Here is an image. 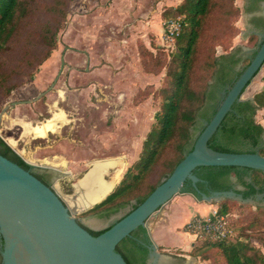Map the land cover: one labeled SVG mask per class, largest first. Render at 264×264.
Returning <instances> with one entry per match:
<instances>
[{
    "label": "rangeland",
    "instance_id": "obj_1",
    "mask_svg": "<svg viewBox=\"0 0 264 264\" xmlns=\"http://www.w3.org/2000/svg\"><path fill=\"white\" fill-rule=\"evenodd\" d=\"M50 1L42 0L40 4ZM180 1L70 0L57 48L34 70L32 80L13 89L8 97L0 96V134L23 156L25 133H33L29 131L33 126L57 120V129L48 133L62 129L82 132L80 152L75 158L61 159L51 153L32 158V163L38 166L57 168L54 184L62 194L71 193L72 183L98 158H120L118 165L106 174L112 181L122 170L115 188L139 157L160 108L162 97L158 89L165 73V69L159 72L144 69L140 47L146 45L153 51L156 44L173 47L172 39L165 34L163 11ZM236 3L242 9L236 21L239 29L227 42L231 45L228 51L218 46L220 59L227 53L239 55L246 40V0ZM34 36L37 40V33ZM24 44L18 45L12 59L21 57ZM263 75L264 66L244 91L243 99L253 98L264 88ZM57 114L60 119H56ZM255 118L264 125V108L257 109ZM261 143L264 145V134ZM195 206L169 202L148 221L157 242L156 230L169 238V245L158 243L160 252L165 254V258L159 259L160 264L221 263L218 248L205 243L209 235L202 233L191 238L188 223L196 216H207L206 210L199 208L200 213ZM90 210L78 216L92 218L98 227L106 225L108 216ZM245 215L237 205L226 215L228 235L232 239L249 238L264 251V243L255 237L261 231L259 225L250 224ZM186 245L188 250L182 249ZM194 246L196 252L191 254Z\"/></svg>",
    "mask_w": 264,
    "mask_h": 264
},
{
    "label": "water",
    "instance_id": "obj_2",
    "mask_svg": "<svg viewBox=\"0 0 264 264\" xmlns=\"http://www.w3.org/2000/svg\"><path fill=\"white\" fill-rule=\"evenodd\" d=\"M263 66L264 0H246V40L237 60L221 65L189 151L145 199L140 203L133 200L138 203L136 207L129 205L102 227L78 214L111 193L114 185L102 194V182L112 179L106 174L120 158L93 160L72 183L73 191L62 194L55 184L50 186L29 169L31 164L38 166L32 158L43 153L75 158L82 132L25 133L23 160L0 153V264H131L118 246L127 243L132 232L141 234L143 226L152 241L148 264H160L165 254L158 250L160 245L148 221L169 202L198 205L204 210L244 205L264 213V155L258 151H222L208 143ZM90 229L101 232L94 235Z\"/></svg>",
    "mask_w": 264,
    "mask_h": 264
},
{
    "label": "trees",
    "instance_id": "obj_3",
    "mask_svg": "<svg viewBox=\"0 0 264 264\" xmlns=\"http://www.w3.org/2000/svg\"><path fill=\"white\" fill-rule=\"evenodd\" d=\"M41 1L0 0L2 98L8 97L26 80H32L34 70L58 46L59 31L67 22L70 0H51L40 4ZM241 11L236 0H181L177 5L164 9V29L170 19H176L180 24L172 35L173 47L156 44V51L146 45L140 47L146 71L165 69L162 85L158 89L162 97L160 108L155 113V121L144 139L139 157L128 167L111 193L90 211L110 212L128 204L136 207L184 158L193 136L192 127L219 70L218 46L228 51L231 45L227 42L238 32L236 21ZM35 33L37 40L34 39ZM21 42L26 44L21 47V57L12 59ZM258 108H264V88L253 98L240 99L233 104L210 138L209 145L222 151H258L264 155L261 143L264 125L255 118ZM0 153L10 159H24L1 134ZM32 167L31 164L29 169L32 170ZM234 206H220L217 214L227 215ZM237 206L244 210L250 224L259 225L261 231L255 237L264 243V213L244 205ZM90 231L94 235L101 232ZM145 242L150 243L151 238L143 226L141 234L132 232L128 242L118 248L131 264H146L148 247ZM205 243L218 248L222 258L219 264H264V251L249 238L208 236ZM195 252L194 246L190 253Z\"/></svg>",
    "mask_w": 264,
    "mask_h": 264
},
{
    "label": "built area",
    "instance_id": "obj_4",
    "mask_svg": "<svg viewBox=\"0 0 264 264\" xmlns=\"http://www.w3.org/2000/svg\"><path fill=\"white\" fill-rule=\"evenodd\" d=\"M179 26L178 20H168L165 29L166 36L172 39V35L177 32ZM188 226L195 234L205 233L212 238H221L229 234L226 215L217 214V209L207 214V216H196L188 223Z\"/></svg>",
    "mask_w": 264,
    "mask_h": 264
},
{
    "label": "flooded vegetation",
    "instance_id": "obj_5",
    "mask_svg": "<svg viewBox=\"0 0 264 264\" xmlns=\"http://www.w3.org/2000/svg\"><path fill=\"white\" fill-rule=\"evenodd\" d=\"M238 54H233V53H227L224 54L223 57L220 59V64H219V69L221 67L222 64H229V63H234L237 58H238ZM219 72V70H218ZM217 72V74H218ZM217 76V75H216ZM212 80V84L215 81V78ZM263 137V136H262ZM261 142H262V138H261ZM245 149H248V147H245ZM32 171L35 174H39L40 178L46 182L47 184H49L50 186L54 185L55 179L57 178V173H55L56 171L50 167H42V166H34L32 167ZM131 205V204H130ZM129 205H125L120 207L119 209L115 210V211H99L102 215L108 216V220H111L113 218L114 215H116L119 211H126V207H128ZM91 230V229H90ZM146 243V242H145ZM147 247H148V256H147V262L146 264H148V259H149V250H150V245L152 244V241L150 243H146ZM161 246H159L158 250L160 251Z\"/></svg>",
    "mask_w": 264,
    "mask_h": 264
},
{
    "label": "crops",
    "instance_id": "obj_6",
    "mask_svg": "<svg viewBox=\"0 0 264 264\" xmlns=\"http://www.w3.org/2000/svg\"><path fill=\"white\" fill-rule=\"evenodd\" d=\"M125 78H126V76H125ZM57 118L56 119H60V117L58 116V114H57V116H56ZM57 123V120L55 121V122H52V123H48V124H44L43 126H40V127H37V128H35V126H33V127H31V129L29 130V131H32L33 133H35V134H47L49 131H54V130H56L57 129V127H58V123ZM45 125H47L48 127H47V129H45L44 131H43V127L45 126ZM51 125V126H50ZM40 128V129H39ZM36 131V132H35ZM47 131V132H46ZM10 140V142H11V140H13V139H9ZM22 155V154H21ZM23 156V155H22ZM24 157V156H23ZM196 207V210L198 211V209L199 208H201V207H199L198 205H196L195 206ZM215 210V209H214ZM210 211H212V210H206V212L204 213V214H208ZM198 212H200V211H198ZM201 213V212H200ZM188 219V218H187ZM156 230V229H155ZM187 233H188V231H187ZM189 233H191V232H189ZM192 234V239H194V237H195V233H191ZM155 237L157 238V240H158V242L157 243H159L160 245L162 244V245H169V238L167 237V236H165V234L164 233H162L160 230H156L155 231ZM193 241V240H192ZM193 243V242H192ZM188 248V245H186V246H183L182 247V249H184V250H188L187 249Z\"/></svg>",
    "mask_w": 264,
    "mask_h": 264
},
{
    "label": "bare ground",
    "instance_id": "obj_7",
    "mask_svg": "<svg viewBox=\"0 0 264 264\" xmlns=\"http://www.w3.org/2000/svg\"><path fill=\"white\" fill-rule=\"evenodd\" d=\"M51 126V125H50ZM47 125H45L42 129H43V131L45 130V129H47ZM40 129V128H39ZM36 132V131H35ZM47 132V131H46ZM119 161V160H118ZM121 171L122 170H119V172L117 173V176H116V178H113V180L112 181H104V182H102V194H104V192L106 193V191H108L110 188H111V186L112 185H114L115 184V182L117 181V177L119 178L120 177V173H121ZM104 190V191H103ZM102 194H100L99 195V197H101L102 196Z\"/></svg>",
    "mask_w": 264,
    "mask_h": 264
}]
</instances>
